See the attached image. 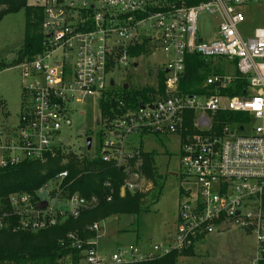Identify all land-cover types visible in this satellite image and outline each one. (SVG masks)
Returning <instances> with one entry per match:
<instances>
[{"label": "built area", "instance_id": "2783aa9c", "mask_svg": "<svg viewBox=\"0 0 264 264\" xmlns=\"http://www.w3.org/2000/svg\"><path fill=\"white\" fill-rule=\"evenodd\" d=\"M188 1L36 0L33 5L45 14L43 51L19 65L22 109L17 126H0V169L25 162L47 164L67 156L61 131L64 125L73 126L74 108L96 101L100 106L108 93L119 91L113 89L116 84L110 75L137 60L128 52L147 43L150 51H161L166 57L158 71L166 76L165 92L159 93L158 85L151 87L157 90L154 97L104 125L100 122L101 142L88 134L86 139H93L91 150L85 145V152L77 156L79 160L100 158L123 169L122 196L146 193L153 184L142 173L141 147H134L130 137L177 136L181 165L189 179L176 230L165 240L103 254L100 240L105 221L94 223L87 228L94 234L91 239L69 233L59 242L68 253L58 264L150 263L195 250L208 236L230 231L252 235L257 248L253 264H264V25L242 32L239 27L246 19L238 12L250 5L264 7V0H208L196 6ZM204 13L221 20L215 40L199 36L198 19ZM191 55L206 61L227 59L235 64L236 73L210 75L200 94H184L180 81ZM237 82L247 85L235 90ZM222 114L245 115V119L221 125ZM109 134L115 140H107ZM68 177L64 171L35 194L16 193L0 201V230L47 231L78 218L88 204H99L97 198L88 203L69 195ZM103 187L106 201L112 202L113 184L106 181ZM43 202L47 207L40 209Z\"/></svg>", "mask_w": 264, "mask_h": 264}, {"label": "trees", "instance_id": "16d2710c", "mask_svg": "<svg viewBox=\"0 0 264 264\" xmlns=\"http://www.w3.org/2000/svg\"><path fill=\"white\" fill-rule=\"evenodd\" d=\"M208 0H189V6H196ZM25 11L26 29L25 43L20 51L19 62L29 61L43 51L44 34L43 22L45 19L44 10L40 7L30 6L29 0H0V21L7 15ZM150 50L145 43L128 52L131 58L139 59L148 55ZM15 64V63H13ZM7 65L0 63V72ZM213 68V61H206L199 55H191L186 58V70L180 81V91L187 95L201 93V87L205 79L210 76ZM159 93L165 92L166 76L159 72L158 76ZM246 82H237L234 86L240 90L246 86ZM157 90L151 87L142 89L124 90L110 92L100 102L101 125L117 118L128 108L137 106L140 102H146L155 96ZM123 104V105H122ZM193 114L189 117L192 120ZM220 124L245 119V115L222 114L218 116ZM191 129V122L187 123ZM220 126V125H219ZM89 136L96 137L101 142L103 132L90 133ZM143 160L142 173L152 182V190L136 193H127L122 196L121 187L124 184L125 175L120 168L110 163L103 162L100 158L91 160L85 158L79 160L73 155L58 156L50 159L47 164L39 162H25L16 167L0 169V201H5L16 193L35 192L42 186L52 181L58 174L67 171L69 177L67 193L71 196L78 195L83 201L90 203L97 198V206H86L82 209L78 218H70L57 227L38 233L15 232L13 229L0 230V262L8 264H58L68 251L60 245L69 233H78L83 239H91L87 228L94 223H101L114 216H134L138 218L142 213L150 211L151 207L158 203L163 196V185L161 176L156 164L155 152H146L140 148ZM67 159L66 164L63 161ZM110 181L113 184L115 195L112 202L106 201V194L103 184ZM184 191H181L183 196ZM15 220L13 219L12 223ZM195 250L191 249L182 253L158 259L154 262L143 264H177L183 256H194Z\"/></svg>", "mask_w": 264, "mask_h": 264}, {"label": "rangeland", "instance_id": "374dc122", "mask_svg": "<svg viewBox=\"0 0 264 264\" xmlns=\"http://www.w3.org/2000/svg\"><path fill=\"white\" fill-rule=\"evenodd\" d=\"M29 5H36V0H29ZM238 12L245 14L246 20L239 27L242 32L246 31L248 34V31L252 32L264 25V7L261 4L238 8ZM220 22L218 16L201 14L198 19L199 36L206 41L217 39ZM25 29L24 10L9 14L0 21V63L7 65L0 72V126L12 127L19 123L23 102V75L18 60L25 43ZM11 55L14 58L9 62ZM166 61L161 51H150L148 55L126 66L121 65L109 77L116 84L113 89L120 90L125 84L131 89L156 87L158 71ZM211 61L213 68L210 75L233 76L236 73L235 64L227 59ZM74 109L70 114L73 126H63L61 139L67 145L66 153L78 158L77 155L85 152L86 135L99 130L96 123L101 114L98 101L89 102L87 106L77 105ZM248 132L247 130L246 133ZM106 139L115 140L112 134L107 135ZM130 141L134 147L142 146L145 151L157 154L156 164L164 188L163 196L150 211L142 213L138 218L114 216L102 223L105 235L100 240V251L103 254L111 255L123 247L137 246L139 240L148 245L160 243L166 236L173 234L177 227L181 191L188 187L189 179L181 165L179 137L142 135L130 137ZM256 252V240L252 235L230 231L208 236L202 245L196 247L194 256H183L177 264H253Z\"/></svg>", "mask_w": 264, "mask_h": 264}, {"label": "water", "instance_id": "95a60500", "mask_svg": "<svg viewBox=\"0 0 264 264\" xmlns=\"http://www.w3.org/2000/svg\"><path fill=\"white\" fill-rule=\"evenodd\" d=\"M13 58H14V56L11 55V56L9 57V60H8V61L11 62ZM111 85H112V86L114 85V82H113V81L111 82ZM123 89H124V90H128V89H129V85H128V84H125V85L123 86ZM70 124H71V123H70ZM99 125H100V121L98 120V121H97V126H99ZM92 142H93V139H92L91 137H88V138L86 139V145H87V150H88V151L91 150ZM121 170L123 171V169H121ZM82 204L85 205V202H83ZM46 207H47V202H43V203H41V204L39 205V208H40V209H45Z\"/></svg>", "mask_w": 264, "mask_h": 264}, {"label": "crops", "instance_id": "0c3cea01", "mask_svg": "<svg viewBox=\"0 0 264 264\" xmlns=\"http://www.w3.org/2000/svg\"><path fill=\"white\" fill-rule=\"evenodd\" d=\"M143 149H144V148H143ZM144 151H145V150H144ZM146 152H150V151H146ZM151 152H152V151H151ZM169 235H170V234H169ZM169 235H168V236H169ZM168 236H166L163 240H165ZM102 239H104V236L102 237ZM102 239H101V240H102ZM138 240H139V239H138ZM163 240H162V241H163ZM139 243H140V244H139ZM144 244H145V245H144ZM149 244H150V243H149ZM152 244H154V243H152ZM137 245H140V246H148V243H145V242H142V241L139 240V242L137 243ZM150 245H151V244H150Z\"/></svg>", "mask_w": 264, "mask_h": 264}, {"label": "flooded vegetation", "instance_id": "af4514ba", "mask_svg": "<svg viewBox=\"0 0 264 264\" xmlns=\"http://www.w3.org/2000/svg\"><path fill=\"white\" fill-rule=\"evenodd\" d=\"M88 136V134L86 135V137Z\"/></svg>", "mask_w": 264, "mask_h": 264}]
</instances>
